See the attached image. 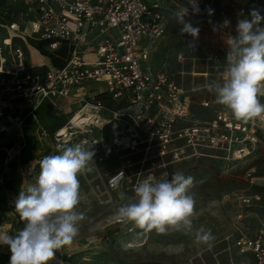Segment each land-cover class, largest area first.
Returning a JSON list of instances; mask_svg holds the SVG:
<instances>
[{
  "label": "built area",
  "instance_id": "obj_1",
  "mask_svg": "<svg viewBox=\"0 0 264 264\" xmlns=\"http://www.w3.org/2000/svg\"><path fill=\"white\" fill-rule=\"evenodd\" d=\"M238 20L211 28L235 36ZM166 29L161 0H0V133L14 120L22 127L47 105L58 114H71L54 133L59 143L68 139L92 149L131 153L154 148L156 157L172 161L210 149L226 161L239 162L260 148L264 160V121H237L226 107L212 118L196 117L177 79L185 72H166L151 62V50ZM30 39L64 64L55 65ZM183 42L189 50L201 51L207 64L204 71L190 74L211 79L219 70L222 83L227 45L216 48L199 36H187ZM32 49L47 60L35 64ZM90 84L105 87L81 92ZM259 99L264 103V96ZM210 104L200 102L203 108ZM64 126L70 130L60 136ZM95 129L101 133L82 136ZM127 176L125 166L116 169L108 188L117 189ZM260 179L264 186V175ZM238 199L251 205L260 197L241 193ZM231 239L239 254L264 264V220L253 233L241 231Z\"/></svg>",
  "mask_w": 264,
  "mask_h": 264
},
{
  "label": "rangeland",
  "instance_id": "obj_2",
  "mask_svg": "<svg viewBox=\"0 0 264 264\" xmlns=\"http://www.w3.org/2000/svg\"><path fill=\"white\" fill-rule=\"evenodd\" d=\"M161 2L167 29L157 46L155 65L166 72H185L177 79L190 97L192 113L199 118H210L214 110L225 107L216 103L215 94L205 87L213 81L220 82L219 70L212 79L190 74L194 69H206L207 64L201 51H189L184 46V38L190 35L181 34L182 26L173 16L188 0ZM198 4L200 13L194 15L190 10L185 17L194 27L199 24L215 27L231 18L241 19L252 8L261 9L264 15V0H198ZM208 8L214 10L211 15ZM46 60L33 49L35 64ZM103 87V84H90L81 92ZM202 100L211 101V107L202 108L199 105ZM47 109L50 113L45 115L37 109L34 120L24 122L22 127L14 120L7 131L0 133V148L11 143L0 157V232L15 235L24 227L14 202L21 190L35 184L40 161L47 155L61 154L64 146L76 145L68 139L59 143L54 134L71 114ZM99 133L101 130L95 129L82 136ZM92 150L95 151L93 164L78 176L80 203L76 210L83 212L86 219L80 222L79 235L58 250L48 264H255L251 255H241L232 247L231 238L241 231L253 233L264 220V186L260 179L264 175V160L260 148L239 162L226 161L219 157V152L210 149L177 161L156 157L154 148L138 153L101 146ZM122 166L126 167L127 178L117 189H109L108 178ZM176 171L194 178L189 191L195 200L192 233L171 228L165 233L144 231L132 222L117 218V209L135 196V187L149 175L159 180L167 174L170 179ZM253 171L254 177L247 175ZM241 193L260 199L243 205L238 199ZM201 227L211 230L214 240L210 244L195 242L196 230ZM10 255L8 246L0 245V264H9Z\"/></svg>",
  "mask_w": 264,
  "mask_h": 264
},
{
  "label": "clouds",
  "instance_id": "obj_3",
  "mask_svg": "<svg viewBox=\"0 0 264 264\" xmlns=\"http://www.w3.org/2000/svg\"><path fill=\"white\" fill-rule=\"evenodd\" d=\"M200 13L198 0H188L173 13L181 25V34L198 38L200 29L187 22L189 12ZM209 15L213 9H207ZM252 8L248 16L237 22L236 35L226 41L227 67L223 82L205 85L216 96V103L229 109L237 121H264V15ZM225 25L229 20L224 21ZM215 30V29H214ZM61 154L47 155L40 161V172L35 184L21 190L15 200V212L24 227L15 235L0 232V245L10 250L9 264H48L56 252L79 235L80 222L86 219L77 211L80 203L78 176L93 164L92 145L64 146ZM194 178L176 171L171 178L149 175L135 187V196L121 205L116 216L135 224L144 231L165 233L168 229L193 231L195 200L189 194ZM214 237L210 229L196 230L195 242L210 244Z\"/></svg>",
  "mask_w": 264,
  "mask_h": 264
},
{
  "label": "crops",
  "instance_id": "obj_4",
  "mask_svg": "<svg viewBox=\"0 0 264 264\" xmlns=\"http://www.w3.org/2000/svg\"><path fill=\"white\" fill-rule=\"evenodd\" d=\"M204 26V28H200V26ZM199 24L197 25V27L200 29L199 31V37L201 39H203V41L205 40L206 44L208 45H211V46H215L216 48H219V47H224L225 46V41L229 38V36H227L226 34H223L222 32L218 31V30H214L212 29L210 26H206L204 24ZM162 41L161 40H158L155 45L153 46L152 50H151V53H150V59H151V62L156 64L155 60H154V56L156 54V49H157V46L158 44ZM185 47L186 44H184ZM188 49V47H187ZM189 50V49H188ZM190 51V50H189ZM205 69H200L198 71L202 72L204 71ZM171 73H175V72H171ZM212 79V78H211ZM201 102V101H200ZM200 105V103H199ZM49 108V107H48ZM203 108V107H202ZM213 108V106H212ZM218 109L214 110V114L212 117L215 116L216 112H217ZM46 111H48L47 107L46 106H43V109L40 111V114H43L45 115ZM50 113V112H49ZM210 117V118H212ZM44 120V119H43ZM42 120V122H43ZM45 122H46V119H45Z\"/></svg>",
  "mask_w": 264,
  "mask_h": 264
},
{
  "label": "trees",
  "instance_id": "obj_5",
  "mask_svg": "<svg viewBox=\"0 0 264 264\" xmlns=\"http://www.w3.org/2000/svg\"><path fill=\"white\" fill-rule=\"evenodd\" d=\"M29 43H30L33 47H35L37 50H39L40 53H41L42 55L52 57V58L54 59V64H55V65H57V66H61L62 64H64L63 61H61V60H59V59H57V58H54V56H53L51 53H49L48 51L44 50V48H43V46H42V43L35 42V41H33L32 39L29 40ZM60 53H62V51H60ZM42 109H43V106H41V107L37 110V112H38L39 110H42ZM48 112H49V111H46V113H48ZM33 120H34L33 117H32V116H29V117L25 120V122L33 121ZM28 123H29V122H28ZM10 145H11V143L7 144V145H6L5 147H3V148H0V157L2 156V154H3L4 151H8L7 147L10 146ZM2 151H3V152H2ZM4 153H5V152H4Z\"/></svg>",
  "mask_w": 264,
  "mask_h": 264
},
{
  "label": "bare ground",
  "instance_id": "obj_6",
  "mask_svg": "<svg viewBox=\"0 0 264 264\" xmlns=\"http://www.w3.org/2000/svg\"><path fill=\"white\" fill-rule=\"evenodd\" d=\"M32 51H33V49H32ZM42 63H39V64H42ZM68 130H70V127L69 126H64L63 129H62V132L60 133V136L66 135V133L68 132Z\"/></svg>",
  "mask_w": 264,
  "mask_h": 264
}]
</instances>
